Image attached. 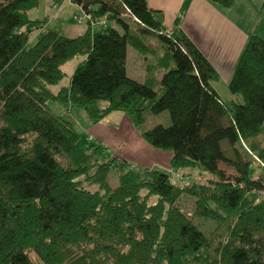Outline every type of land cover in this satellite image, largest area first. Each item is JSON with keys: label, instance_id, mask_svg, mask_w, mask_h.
<instances>
[{"label": "trees", "instance_id": "16d2710c", "mask_svg": "<svg viewBox=\"0 0 264 264\" xmlns=\"http://www.w3.org/2000/svg\"><path fill=\"white\" fill-rule=\"evenodd\" d=\"M37 1L0 0V264H264V180L238 148L246 142L264 165V38L251 35L239 55L228 87L242 102L228 106L211 84L218 72L180 29L191 0L170 31L148 0H71L108 24L87 21L73 36L47 29L30 43L43 23L27 13ZM148 34L163 54L138 81L127 47L148 55ZM77 56L70 82L54 90ZM50 99L93 122L121 110L152 148L173 152L170 170L84 141ZM164 110L169 124L142 128L146 112ZM187 168L210 177L175 184ZM185 195L195 215L215 220L218 240L180 208Z\"/></svg>", "mask_w": 264, "mask_h": 264}, {"label": "crops", "instance_id": "0c3cea01", "mask_svg": "<svg viewBox=\"0 0 264 264\" xmlns=\"http://www.w3.org/2000/svg\"><path fill=\"white\" fill-rule=\"evenodd\" d=\"M182 1L148 0V6L153 10H159V18L162 20L164 28L170 31L176 19L175 17L179 14ZM71 3L73 2L71 1ZM73 5L78 7L79 10L81 9L76 4L73 3ZM261 6L262 0H259L258 3L257 0H235L233 6L224 8L212 4L208 0H191L189 8L182 16L180 29L210 61L219 74L218 79L224 81L230 79L238 57L251 35L264 36L258 26L263 17ZM71 27L74 29L76 25ZM148 51V55L145 56L135 50L141 56L139 64L143 73L145 72V76L141 81L145 80L146 69L149 68L150 54ZM162 72L163 70L160 69L155 73L157 79L161 77ZM56 89L58 87L54 90ZM66 104L68 108L63 115L70 117L72 114L71 105ZM76 114L78 118H81L80 122L76 118H69V120L74 127L76 126L74 122L80 123V127L83 128V131L88 135L87 139L91 142L103 143L105 140L110 139L104 133L109 128L115 134L113 140L110 139V143H107L109 145H106L112 154L124 158L134 165H145L148 168L157 167L164 171L170 170L169 162L173 152L152 148L142 139L140 132L124 112L119 116L118 124L115 125H111L113 122L108 121L106 118L99 120V122H93L86 117L85 113L76 112ZM59 115L62 116V113ZM176 173L180 174V172Z\"/></svg>", "mask_w": 264, "mask_h": 264}, {"label": "rangeland", "instance_id": "374dc122", "mask_svg": "<svg viewBox=\"0 0 264 264\" xmlns=\"http://www.w3.org/2000/svg\"><path fill=\"white\" fill-rule=\"evenodd\" d=\"M258 1L259 0H257V3ZM37 2L38 4L35 7L28 10L27 13H28L29 18L31 19L36 18L42 21L43 23H41L42 27L39 28V30H37L32 35L33 37L30 43L35 42L36 39L39 37L40 32H42L43 30H47V29L54 30L57 33L59 32L60 34H66L68 36L78 35L83 30H85L88 22L86 18L84 17V14H83L84 12H82L81 9L79 10L78 7L73 5V3H71L70 0H38ZM262 14H263V17L258 26H259V30H261V32H263L264 34V9H263ZM72 25H76V27L72 29L71 27ZM132 26L133 28H135V25H132ZM144 40L148 42L149 47H150V50L148 51V53L150 54L149 62L154 63L156 62L155 58L163 54L162 48L160 47L161 45L160 41H158L157 38L151 34H148V36H144ZM127 54H128V57H127L128 58L127 59L128 76L138 81L143 80V77L145 76L144 75L145 72L143 73V70H141L140 64H139L141 56L138 53H136L135 50L130 45L128 46ZM80 60H81L80 56L73 57L71 58V60H68L66 63L62 65L65 75L62 78L59 85L54 86L53 89L61 86L62 84H68L70 82L69 78L71 76V73L73 72L75 65ZM211 84L213 85V88L215 89L216 93L219 94L220 98L225 103V105L229 106L232 100L238 103L242 102V96L240 93L233 94L230 92L229 87H228V81H224L222 79L217 78L215 81H212ZM152 85L156 90H158V88L160 87L153 83ZM66 103L67 102H64V101L60 102V101L50 99L49 101H47V106L50 112L52 111L53 113H56V114L62 113L63 115L65 114L66 109L68 108V105ZM70 108L72 109L71 116L70 117H68V115L67 116L63 115V116H66L72 119L76 118L77 121L80 122L81 118L77 117L76 112H80L81 114H84L85 111H83L81 108L75 105H71ZM74 110H78V111H74ZM122 113L123 112L121 110L111 111L104 118H106L108 121L113 122L111 125H115V124H118L119 116H121ZM144 120L145 121L142 124V128L149 129V128H152V126L156 124L167 125L170 123L171 119H169L168 111L164 110L161 113H157V114L152 113V112H146L144 115ZM74 123H76L75 128H77V130H79L80 133L82 134L83 140L86 142H91L90 140L87 139L88 135L83 131V128L80 127V123H77V122H74ZM104 133H106L107 138H110L111 140H113L115 134L114 132H112L111 129L107 128L106 132L104 131ZM110 139L105 140L106 143L105 142L103 143L108 146L109 144L107 143L108 142L110 143ZM258 139L261 142L260 143L261 146H264V138L261 135H259ZM238 148L245 155V157H247L250 160H253V167H255L254 177H261L264 180V165H263V162L256 157L255 152L249 149L247 143L243 141L240 144H238ZM221 166L224 169H226V171L230 172L231 174L233 173V169L227 168L223 163H221ZM173 174H174L173 181L175 184L176 183L180 184V183H183V181L185 182L188 180H195L198 182L199 181L203 182V181H206L207 177H210L207 174L200 173L199 169L191 170V168H187L186 170H183L182 172H180V174L179 173H173ZM257 194L260 197H264V193L257 192ZM179 206L180 208L183 209L184 212H186L188 216H190L193 219L194 223L199 227V229H203L208 235L216 236V234L214 233L216 231L215 220L214 219L210 220L208 218H203L201 216L199 217L194 214L192 196H189V195L183 196L182 199L180 200ZM217 232H219L218 229H217ZM213 240H218L217 236L214 237Z\"/></svg>", "mask_w": 264, "mask_h": 264}, {"label": "built area", "instance_id": "2783aa9c", "mask_svg": "<svg viewBox=\"0 0 264 264\" xmlns=\"http://www.w3.org/2000/svg\"><path fill=\"white\" fill-rule=\"evenodd\" d=\"M83 14L86 20L91 23L92 28H100L108 24L105 20H102V21L93 20L90 14H86V13H83Z\"/></svg>", "mask_w": 264, "mask_h": 264}]
</instances>
